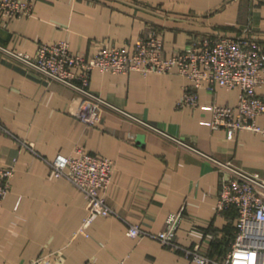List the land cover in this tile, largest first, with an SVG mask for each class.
<instances>
[{
  "label": "crops",
  "instance_id": "crops-1",
  "mask_svg": "<svg viewBox=\"0 0 264 264\" xmlns=\"http://www.w3.org/2000/svg\"><path fill=\"white\" fill-rule=\"evenodd\" d=\"M34 5L31 17L0 14V167L15 168L0 211V264H27L43 254H52L54 264H198L154 238L127 235L130 224L156 234L168 214L183 207L178 243L223 256L235 239L238 215L216 212L222 174L214 160L264 176V134L243 130L229 138L228 130L212 128V106L236 105L238 89H201L199 106L178 107L191 83L183 75L96 70L90 89L111 107L100 125L89 128L72 113L76 92L7 51L35 55L43 43L67 41L72 51L92 56L99 47L131 49L154 30L163 33L166 56L205 36L251 34L264 48V0ZM257 93L264 101V84ZM257 124L264 127V114ZM79 150L115 162L105 196L120 217L97 218L88 235L79 233L88 214L85 195L51 167L58 154Z\"/></svg>",
  "mask_w": 264,
  "mask_h": 264
},
{
  "label": "built area",
  "instance_id": "built-area-1",
  "mask_svg": "<svg viewBox=\"0 0 264 264\" xmlns=\"http://www.w3.org/2000/svg\"><path fill=\"white\" fill-rule=\"evenodd\" d=\"M0 14L8 20L31 17L35 14L34 0H0ZM7 52L40 76L76 92L72 113L89 128L100 125L103 110L111 107L90 89L92 73L99 70L114 74L183 75L191 83L184 88L178 107L199 106L201 89L210 93L215 92L217 87L238 89L240 95L236 105L212 106V128L228 130L229 138L243 130L264 134V127L257 124V118L264 114V101L257 93L264 84V48L260 40L251 34L205 36L192 40L188 48L176 50L170 56L165 54L163 33L156 30L140 37L131 49L99 47L92 56L72 51L67 41L43 43L35 55ZM174 140L183 145L180 140ZM214 163L222 174L216 212L222 214L235 210L238 215L235 239L228 252L212 257L199 246L188 248L178 243L177 232L184 218V207L169 213L165 229L156 234L130 224L127 235L131 238H154L166 249L182 252L198 264H264V176L248 174L229 163L216 160ZM51 167L85 195L88 214L79 233L88 235L87 229L99 217H120L105 196L115 171V162L111 158L79 150L76 155L58 154ZM14 174V166L0 167V211ZM51 257L52 254H43L27 264H54ZM85 264L99 263L88 260ZM118 264H125V261Z\"/></svg>",
  "mask_w": 264,
  "mask_h": 264
}]
</instances>
